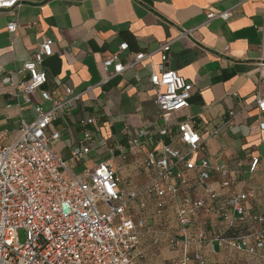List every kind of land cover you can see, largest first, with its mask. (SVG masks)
I'll return each mask as SVG.
<instances>
[{"label": "crops", "instance_id": "1", "mask_svg": "<svg viewBox=\"0 0 264 264\" xmlns=\"http://www.w3.org/2000/svg\"><path fill=\"white\" fill-rule=\"evenodd\" d=\"M232 8L230 20L207 21L208 12ZM11 22L17 24L14 34L7 30ZM183 32L189 35L180 38ZM47 40L53 41L52 56L42 65L47 89L55 99H62L66 89L82 96L58 113L48 129L49 135L59 134L50 144L52 150L77 174L109 161L121 180L120 190H139L147 181L143 160L158 145V131L164 125L150 76L161 64L157 50L172 41L166 66L194 86L189 108L173 116L172 122L194 118L202 136L217 130L204 137L199 157L232 173L233 184L222 191L224 198L246 191L248 210L264 214V113L254 99L260 79L264 95V68L260 69L264 63V0H26L14 14L0 10V79L9 74L14 83L27 79L20 74L21 68ZM124 43L129 48L121 53ZM138 53H153L145 68L127 70L104 82L105 60L118 54L126 63ZM31 99L46 111L51 108L39 93ZM36 117L33 107L24 106L17 97L15 87L0 85V134H8L4 143L15 139L23 119L33 123ZM88 119H94L99 128L97 146L76 165L70 160L71 152L83 140L82 123ZM143 128L152 132L153 142L143 150L129 149V141ZM253 158L259 159V165L251 173ZM220 181L212 173L215 190L221 191ZM157 203V199L150 200L142 216L156 231L176 233L179 226L171 205L158 215ZM195 226L191 232L203 226L210 239L226 231L216 215L201 214ZM162 244L163 240L145 239L137 264L140 259L157 258L154 249ZM199 250L206 264H264V251L252 256L215 242ZM171 257L175 264L181 252L173 251Z\"/></svg>", "mask_w": 264, "mask_h": 264}, {"label": "built area", "instance_id": "2", "mask_svg": "<svg viewBox=\"0 0 264 264\" xmlns=\"http://www.w3.org/2000/svg\"><path fill=\"white\" fill-rule=\"evenodd\" d=\"M25 1L0 0V10L14 14ZM234 10L208 12L207 21H228ZM16 29V22L9 23V33L14 34ZM187 35L183 32L180 38ZM172 43L166 42L157 50L161 64L150 76L164 125L158 131V145L148 150L143 160L147 181L135 191L120 190L121 180L109 161L98 162L92 169L77 174L52 150L50 144L59 139V134L49 135L50 125L58 113L82 97L66 89L62 99H55L47 89L42 65L52 56V40L43 42L32 60L21 68L20 74L27 79L14 83L11 74L0 79V85L15 87L24 106H32L37 115L33 123L21 121L12 142H3L6 131L0 134V264H137L147 238L155 243L163 240L169 250L181 252L175 264H206L199 248L208 242L252 256L264 251V214L248 210L246 191L224 198L222 191L233 184L232 173L199 157L204 150V137L218 131L200 135L194 118L172 122L173 116L189 108L194 90L193 84L166 66ZM128 48L124 43L120 52ZM152 55L138 53L126 63L118 54L110 57L103 62L107 74L104 82L127 70L145 68ZM263 68L264 63H260ZM260 86L261 79L254 99L257 109L264 113ZM35 93L51 104L49 110L33 104L31 96ZM24 109L19 105L20 111ZM82 126L84 138L71 152L70 160L76 165L97 146L99 128L95 120L88 119ZM153 139L152 132L143 128L129 141V149L143 150ZM173 141L178 144L173 146ZM258 165L259 159L253 158L250 172L254 173ZM212 173L220 176L221 191L213 188ZM152 199H157L158 215L171 205L179 226L176 233L158 232L142 216L141 211L148 209ZM136 202L139 209H135ZM201 214L216 215L226 231L245 232L239 237H225L223 233L211 239L203 226L191 232ZM20 232L25 234L24 243L19 239Z\"/></svg>", "mask_w": 264, "mask_h": 264}, {"label": "rangeland", "instance_id": "3", "mask_svg": "<svg viewBox=\"0 0 264 264\" xmlns=\"http://www.w3.org/2000/svg\"><path fill=\"white\" fill-rule=\"evenodd\" d=\"M75 173H80V172H75ZM19 239L22 243L25 241V234L24 232L19 233ZM157 254V258H144L140 259L141 264H171L170 259L172 258V252L167 248L166 244H162L161 246L158 247L157 250L154 249ZM152 259V260H151Z\"/></svg>", "mask_w": 264, "mask_h": 264}, {"label": "trees", "instance_id": "4", "mask_svg": "<svg viewBox=\"0 0 264 264\" xmlns=\"http://www.w3.org/2000/svg\"><path fill=\"white\" fill-rule=\"evenodd\" d=\"M244 230H228L225 232V237H239L244 234Z\"/></svg>", "mask_w": 264, "mask_h": 264}]
</instances>
